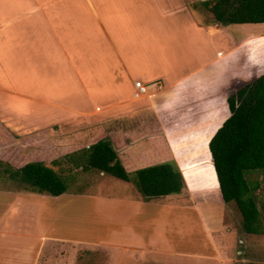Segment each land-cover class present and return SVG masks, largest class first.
Segmentation results:
<instances>
[{
  "label": "crops",
  "instance_id": "1",
  "mask_svg": "<svg viewBox=\"0 0 264 264\" xmlns=\"http://www.w3.org/2000/svg\"><path fill=\"white\" fill-rule=\"evenodd\" d=\"M203 1L0 0V132L51 129L91 143L107 139L127 173L133 160L158 156L145 143L159 142L186 186L177 199L144 200L131 179L114 178L120 182L112 191L73 193L67 204L87 203L90 220L106 223L98 239L57 234L63 213L32 191L17 194L0 216V264H70L79 248L98 247L112 264H168L170 257L234 264L232 223L209 224L191 195L213 191L201 174V144L210 134L211 161L209 141L230 115L228 95L264 74V23L221 25ZM135 81L163 87L137 97ZM173 128L183 134L172 136ZM171 142H180L177 151ZM193 162L198 182L190 184L184 172ZM186 203L198 216L202 249L195 251L182 246L191 230L170 236L171 226L189 220L188 209L175 216L172 208Z\"/></svg>",
  "mask_w": 264,
  "mask_h": 264
},
{
  "label": "rangeland",
  "instance_id": "2",
  "mask_svg": "<svg viewBox=\"0 0 264 264\" xmlns=\"http://www.w3.org/2000/svg\"><path fill=\"white\" fill-rule=\"evenodd\" d=\"M195 12L197 13L198 11L195 10ZM145 128L146 126H144V130ZM174 129L177 130L178 128L172 129V136L183 134L182 128L177 131ZM176 138L177 137H175V139ZM89 139L90 137L88 136L80 134H63L51 129L34 133H29L28 131L18 132L14 130L10 135L0 132V216L8 209V205L14 196L31 192L17 180L10 179L7 173L16 170L20 165L29 161H41L52 167L67 185V191L65 194L63 193L64 196L58 203L50 201L54 197L47 193L40 194L32 192L34 196L37 195L38 198L45 200L47 207L56 208L63 213L57 234L84 239H98L103 237V235L108 232L105 228L106 223L95 225L96 223L90 220L91 215L89 210L91 206L89 204L84 203L73 207L70 206L71 204H67L72 198L71 195L77 191L83 194H95L101 193V191L109 192L115 189V185L120 182L109 174L102 172L103 174L100 175V171L98 170L86 169V157L89 153L88 145L91 144ZM145 145L149 146L153 152L155 151L158 156H156L155 153L149 152L148 154H150V157L138 161L133 160L127 165L129 177L135 185V172L138 168L161 163L175 165L171 155L162 150V144L159 142L155 144L154 141H152L145 143ZM171 145L173 149L177 151V146H180V142H178V145L177 143L171 142ZM201 146L205 154L204 161L202 162L201 174L206 184L209 185L213 191H195V193L191 195V199H193L197 205H200L199 214L201 213L209 224L212 223L218 225V227H220L222 225L221 223L224 221H226V223H232L231 225L235 228L236 234H233V236L229 238L233 245H237L239 251L236 255L237 259L234 260V264H264V235L246 234L242 229L240 213L234 203H224L220 199L218 191L215 190L216 178L206 150L205 140L202 142ZM70 147L78 148L76 152L72 153L69 149ZM140 147L141 146H139V148ZM142 148L143 147H141V149ZM163 153L164 155L162 156ZM188 156L189 157L182 155L181 159L185 161L195 160L192 155ZM117 158L119 159L118 154ZM195 163L196 162L190 163L185 167V177L190 184L198 182L197 177H195L193 182L194 174L193 171L190 170V168L195 167ZM6 170L8 171L6 172ZM251 178L260 181L262 173L253 174ZM256 195L259 205L261 207L262 205L264 206V188L262 186L256 191ZM170 198L177 199L178 197L176 194H173ZM160 206L162 207L161 204ZM183 207L188 209L185 210V214L189 220L185 221V225L180 222L171 226L169 228V230L172 231L170 236H175L174 233L186 232L189 229L192 231L190 244H182V246L186 247L189 251L199 250L202 246H199L198 239V234L200 232L198 229V216L194 211H190L189 209L193 207L188 203H186L185 206H183V204H175L172 208L174 215L177 216L178 214V216H181V208ZM79 212H82V214H79ZM85 213L88 214L85 215ZM261 216L264 221V209L262 208ZM245 234L254 237H247ZM170 236L169 238H171ZM108 253V250L101 247L92 251L79 248L74 254L70 264H112ZM170 259L172 262H168V264H190V260H193L179 257H170ZM116 264L119 263L117 262Z\"/></svg>",
  "mask_w": 264,
  "mask_h": 264
},
{
  "label": "trees",
  "instance_id": "3",
  "mask_svg": "<svg viewBox=\"0 0 264 264\" xmlns=\"http://www.w3.org/2000/svg\"><path fill=\"white\" fill-rule=\"evenodd\" d=\"M200 5L221 25L264 23V0H206ZM227 104L230 115L208 145L220 197L224 203H234L246 234L264 235V206L259 205L256 195L261 186L264 188V74L232 91ZM88 150L86 169L129 181V174L109 140L97 139ZM259 172L261 180H253L251 176ZM7 174L32 192L58 197L67 191L64 180L41 161H29ZM135 178L144 200L186 190L180 171L169 163L138 169Z\"/></svg>",
  "mask_w": 264,
  "mask_h": 264
},
{
  "label": "built area",
  "instance_id": "4",
  "mask_svg": "<svg viewBox=\"0 0 264 264\" xmlns=\"http://www.w3.org/2000/svg\"><path fill=\"white\" fill-rule=\"evenodd\" d=\"M162 87V83L158 81L149 84L141 81L134 82L135 95L137 97H146L152 89L160 90Z\"/></svg>",
  "mask_w": 264,
  "mask_h": 264
}]
</instances>
